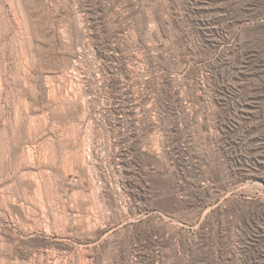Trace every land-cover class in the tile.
<instances>
[{"label":"rangeland","instance_id":"1","mask_svg":"<svg viewBox=\"0 0 264 264\" xmlns=\"http://www.w3.org/2000/svg\"><path fill=\"white\" fill-rule=\"evenodd\" d=\"M0 264H264V0H0Z\"/></svg>","mask_w":264,"mask_h":264}]
</instances>
